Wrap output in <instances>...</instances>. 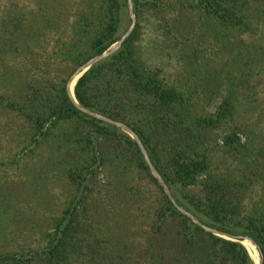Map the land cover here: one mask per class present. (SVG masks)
Wrapping results in <instances>:
<instances>
[{"label":"trees","instance_id":"trees-1","mask_svg":"<svg viewBox=\"0 0 264 264\" xmlns=\"http://www.w3.org/2000/svg\"><path fill=\"white\" fill-rule=\"evenodd\" d=\"M245 1L130 0L136 21L128 34L113 51L91 63L72 86L77 104L124 123L138 136L176 205L217 233L204 229L173 205L127 132L74 105L65 90L67 78L56 88L52 85L51 94L38 80H11L15 73L2 62L5 63L4 48L10 44L15 49L20 41V16L2 12L1 108L21 115L29 131L28 144L40 141L62 120L74 122L73 135L67 141L61 140L58 150L82 144V149L90 150V158L81 167L69 165L64 170L77 192L61 213L51 218L50 227L42 232L44 243L25 254L0 253V264H254L246 247L235 239L237 235L252 240L261 256L260 264H264L263 210L255 207L243 213L241 204L242 193L256 181V173L250 171L251 166L241 167L239 174L231 169L225 174L208 169L211 146L207 132L225 117L232 118L236 105L231 92L222 96L212 111L199 112L189 88L176 78L168 79L157 65L147 64L135 44L140 33L138 20L147 10L154 18V29L166 41L162 46L175 49L182 59L186 40L180 35L178 22L184 7L195 13L194 20H200V24L212 23L220 36L228 27H236L241 33L250 29ZM102 2L88 0L85 18H81L77 36L73 37L76 40L89 32L91 24L86 52L80 54L66 48L76 66L106 50L128 25L127 0ZM251 56L249 53L240 60L239 67L249 62ZM222 142L228 151L235 148L238 137L232 131L222 136ZM259 153L264 154V149ZM100 164L114 168L112 189L115 195L121 192L122 199L128 194H135L140 200L145 198L138 184L130 182L127 172L134 170L137 180H146L154 188L153 219L135 262L125 253L127 245L122 248L117 239L98 235L84 215V180Z\"/></svg>","mask_w":264,"mask_h":264},{"label":"rangeland","instance_id":"rangeland-1","mask_svg":"<svg viewBox=\"0 0 264 264\" xmlns=\"http://www.w3.org/2000/svg\"><path fill=\"white\" fill-rule=\"evenodd\" d=\"M87 3L88 0H0V15L5 10L20 16V41L15 49L10 44L4 48L5 63L2 62L15 73L11 77L14 83L32 78L43 83L51 94L52 85L56 88L63 78H69L77 66L67 50L85 53L86 39L92 34L88 24L89 32L73 40L87 13ZM245 4L250 29L241 33L236 27H228L220 36L212 23L200 24V20H194L195 13L184 7L178 22L180 35L186 40L182 59L175 49L162 46L166 41L154 29V18L147 10L138 20L140 33L135 44L147 64L157 65L168 79L176 78L189 88L199 112L212 111L221 97L231 92L236 105L232 118L225 117L207 132L211 146L208 169L217 174L231 169L239 174L241 167L251 166L257 179L242 193V212L256 207L264 214V154L259 153L264 149V0H246ZM131 14L130 9L128 25ZM133 18L136 21L134 15ZM93 19L97 21V17ZM249 53V62L239 67L240 60ZM76 76L70 80L71 91ZM3 89L0 84V93ZM73 123L62 120L40 141L28 144L29 131L21 115L0 106V253L25 254L40 247L44 243L42 232L50 227L51 218L58 216L76 194V186L64 170L69 165H84L90 150L82 149V144L58 150L60 141L73 135ZM232 131L238 143L226 151L222 136ZM95 167L84 180L85 211L80 206L81 211L98 235L117 239L122 248L127 245L125 253L135 262L153 219L154 188L146 180H137L134 170L127 172L130 182L138 184L145 198L128 194L122 199V193L115 195L112 189L114 168L101 164ZM243 242L247 241L241 239L244 246ZM252 246L256 260L249 256L257 264L259 255Z\"/></svg>","mask_w":264,"mask_h":264},{"label":"water","instance_id":"water-1","mask_svg":"<svg viewBox=\"0 0 264 264\" xmlns=\"http://www.w3.org/2000/svg\"><path fill=\"white\" fill-rule=\"evenodd\" d=\"M127 6H128V10L130 11V9H131L130 0H127ZM133 22H134V18H133V15L131 14L130 15V23H129L128 27L126 28V30L119 36V38L114 43H112L106 50L100 52L97 55H94V56L86 59L84 62H82L81 64H79L73 70V72L71 73V75L69 76V78L66 80V82H65V90H66L67 95L69 96V98L72 100V102L74 103V105L77 108H79L80 110H82V111H84V112H86V113H88V114H90L92 116H95V117H98V118H101V119H104V120H107V121L111 122L112 124H114V125L120 127L121 129H123L125 132H127L131 136V138L135 141V143H136V145H137V147H138V149H139V151H140V153L142 155V158H143L144 162L148 166L149 171L155 177V179L158 181V183L161 185L163 192L166 194V196L169 198V200L173 203V205L177 206L176 203L174 202L172 196L170 195V192L168 190L167 185L164 183L162 177L160 176V174L157 172V170L154 168V166L150 162V160H149V158L147 156V153H146V151H145V149H144V147H143L140 139L138 138V136L127 125H125L124 123H122L120 121H117V120H112V119H110L108 117H105V116H102L99 113L93 112V111H91L89 109H86V108L82 107L81 105L77 104L76 101H75V99L73 98V93H72L71 89H69V82H70V80L74 76L77 75L76 76V78H77L91 63H93L97 59H100V58L106 56L107 54H109L111 51H113L119 45V43L122 41V39L128 34V32L130 31V29L132 28ZM178 209L182 213H184L185 215H187L192 221H194L195 223L201 225L204 229L211 230L212 232L217 233V232H215V230L210 229L207 226L201 224L188 211H186V210H184V209H182L180 207H178ZM243 238L247 239L248 241H250L253 244L252 240L249 237H247V236L237 235L235 237V239H239V242H241V239H243ZM257 252H258V250H257ZM258 255H259V258H258V263L257 264H260L261 256H260L259 252H258Z\"/></svg>","mask_w":264,"mask_h":264},{"label":"bare ground","instance_id":"bare-ground-1","mask_svg":"<svg viewBox=\"0 0 264 264\" xmlns=\"http://www.w3.org/2000/svg\"><path fill=\"white\" fill-rule=\"evenodd\" d=\"M70 83L71 82H69V86H70ZM69 89H70V87H69ZM242 240L247 241V242H243L244 243V246L246 247L249 255L253 258V260H256L255 250H254V247L252 246L253 244L250 241H248L247 239H245V238H243Z\"/></svg>","mask_w":264,"mask_h":264}]
</instances>
